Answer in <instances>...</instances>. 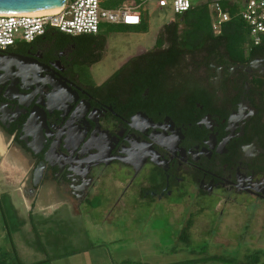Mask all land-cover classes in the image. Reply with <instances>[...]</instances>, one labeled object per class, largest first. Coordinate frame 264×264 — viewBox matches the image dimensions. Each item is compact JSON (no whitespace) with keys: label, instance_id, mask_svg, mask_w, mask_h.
<instances>
[{"label":"flooded vegetation","instance_id":"obj_1","mask_svg":"<svg viewBox=\"0 0 264 264\" xmlns=\"http://www.w3.org/2000/svg\"><path fill=\"white\" fill-rule=\"evenodd\" d=\"M159 33L105 81L94 40L50 31L0 50V172L16 187L6 194L105 223L184 206L181 232L235 208L263 233L264 49L233 55L208 39L172 50L156 46Z\"/></svg>","mask_w":264,"mask_h":264},{"label":"rangeland","instance_id":"obj_2","mask_svg":"<svg viewBox=\"0 0 264 264\" xmlns=\"http://www.w3.org/2000/svg\"><path fill=\"white\" fill-rule=\"evenodd\" d=\"M157 1L150 0L141 9L145 31L140 26L103 25L97 43L103 46L104 58L94 69L97 81L107 80L119 63L139 51L151 49L162 27L179 17L171 7L157 8ZM3 177L0 172V248L22 264H248L253 260L264 264V232L258 233L253 218H245L235 208L222 217L203 213L194 220L191 249L198 255H191L180 237L188 214L184 206L170 210L157 206L151 211L138 206L116 212L105 223L100 215L75 216L64 208L50 213L46 203L32 206L20 197H5L16 187ZM29 213L32 218L26 217ZM250 225L253 228L248 229ZM257 254L259 260L249 257ZM193 259L197 262H186Z\"/></svg>","mask_w":264,"mask_h":264},{"label":"built area","instance_id":"obj_3","mask_svg":"<svg viewBox=\"0 0 264 264\" xmlns=\"http://www.w3.org/2000/svg\"><path fill=\"white\" fill-rule=\"evenodd\" d=\"M140 1L141 4H138ZM150 0H67L61 10L52 15L0 14V50L14 47L16 43L33 42L50 31L70 36H98L103 25L139 27L145 17L141 9ZM157 8L171 7L177 16L192 8L191 0H158ZM214 30L218 33L230 21L216 2ZM248 29V45H264V0H244L240 14Z\"/></svg>","mask_w":264,"mask_h":264},{"label":"trees","instance_id":"obj_4","mask_svg":"<svg viewBox=\"0 0 264 264\" xmlns=\"http://www.w3.org/2000/svg\"><path fill=\"white\" fill-rule=\"evenodd\" d=\"M218 3L224 12L229 13L231 19L230 21L224 23L221 27V30L217 33L214 30V23L216 19V14L214 11L215 3ZM243 10V3L239 0H210L206 3L192 6V8L185 14L179 16L183 18V22L178 24H171L170 26L165 25L163 29L160 31L157 47H162L165 43H168L172 50H191L206 47V43H208V39L214 40L227 44L225 49L232 53L233 55L242 56V52L248 51V49H252V51H261L264 49V45L260 47H252L248 45V29L241 19L240 14ZM145 19L140 26L142 30L145 31ZM55 33L61 34L65 37H69L78 41H88L94 40L97 41L101 37L92 36V35H81V36H70L63 34L58 31H53ZM165 34L171 35L168 38H165ZM103 49V46H102ZM5 197H9L6 193H4ZM193 226V222H189L187 226L181 232V240L182 243L188 247L187 251L191 255H198L196 251L192 250V241L190 238L191 228ZM249 257H255L258 260L260 259L257 255H250ZM216 259V262H220V259L213 257ZM196 259V258H195ZM190 260L186 262L195 263L197 260ZM46 261L37 263L42 264ZM0 264H22L18 257L12 256L9 252L3 251L0 248ZM248 264H259L258 261H251Z\"/></svg>","mask_w":264,"mask_h":264},{"label":"water","instance_id":"obj_5","mask_svg":"<svg viewBox=\"0 0 264 264\" xmlns=\"http://www.w3.org/2000/svg\"><path fill=\"white\" fill-rule=\"evenodd\" d=\"M66 1L67 0H0V14H26L57 10L63 7Z\"/></svg>","mask_w":264,"mask_h":264},{"label":"crops","instance_id":"obj_6","mask_svg":"<svg viewBox=\"0 0 264 264\" xmlns=\"http://www.w3.org/2000/svg\"><path fill=\"white\" fill-rule=\"evenodd\" d=\"M0 154H1V157H2V161H1V164H0V170H3L5 168V166H4V157L6 155V150L4 149V147L1 144H0ZM32 216H33V214L29 213V216H26V217L32 218Z\"/></svg>","mask_w":264,"mask_h":264},{"label":"bare ground","instance_id":"obj_7","mask_svg":"<svg viewBox=\"0 0 264 264\" xmlns=\"http://www.w3.org/2000/svg\"><path fill=\"white\" fill-rule=\"evenodd\" d=\"M61 8H59L57 10L43 11V12H33V13H26V14H29V15H52V14L58 13L61 10Z\"/></svg>","mask_w":264,"mask_h":264}]
</instances>
